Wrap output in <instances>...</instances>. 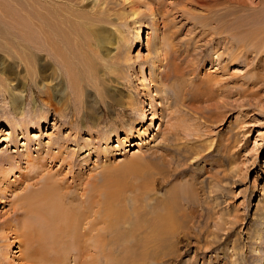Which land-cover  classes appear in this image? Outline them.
I'll return each mask as SVG.
<instances>
[{
    "label": "rangeland",
    "instance_id": "obj_1",
    "mask_svg": "<svg viewBox=\"0 0 264 264\" xmlns=\"http://www.w3.org/2000/svg\"><path fill=\"white\" fill-rule=\"evenodd\" d=\"M44 2L0 0L12 16L23 14L25 19L24 26L19 25L22 31L14 29L13 17L8 19L0 10V27L10 32L5 34L9 40L1 42L16 45L17 40L36 38L32 31L37 20L25 11L51 16L52 8L44 7ZM257 2L54 0L52 5L65 16L58 25L71 30L73 41L64 48L74 53L69 60L82 71L81 78L71 83L65 67L48 55L50 50L30 42L29 47L46 54L50 63L37 61L34 70L32 59L25 63L15 57L17 63L7 67L4 75L24 94V116H14L9 97L0 96V154L11 155L0 165L13 170L7 185L0 173V222L12 219L17 197L30 187L36 189L41 176L51 172L66 182L97 181L114 191L117 185L114 203L125 219L118 233L106 231V264H264V55L260 50L259 56L251 52L228 60L220 55L219 39L213 38L225 23L238 39L248 37L264 49L260 15L264 8ZM168 56L186 57L181 63L183 76L165 84L156 76ZM59 73L63 79L57 90L43 88L44 94L37 98L38 87L51 84ZM108 95L111 104L104 102ZM31 107L42 110L46 119L39 127L20 129L18 123L24 118L27 122ZM74 107L82 113L76 114ZM61 108L65 117L57 116ZM9 116L18 119L16 123L10 124ZM58 144L65 150L52 161L47 153L51 155ZM26 148L34 157L45 156L41 170L16 158ZM166 205L174 206L176 218V232L165 236L167 249L142 245L149 225L128 234L129 221L136 219L135 207L140 215L154 219ZM6 236L10 248L5 259L0 252V260L23 264L14 234L8 230ZM86 261L104 264L95 255ZM68 262L74 264L71 258Z\"/></svg>",
    "mask_w": 264,
    "mask_h": 264
},
{
    "label": "bare ground",
    "instance_id": "obj_2",
    "mask_svg": "<svg viewBox=\"0 0 264 264\" xmlns=\"http://www.w3.org/2000/svg\"><path fill=\"white\" fill-rule=\"evenodd\" d=\"M42 1H45L44 7L52 8L51 16L39 15L38 13L29 12V11L24 10L26 13V16L33 18V20H37V23L35 25L36 26L35 30L33 29L34 31L31 30L32 28L31 29L26 28V30L30 29L32 32H34L35 33L34 35L36 38H33V39L29 38V37H26V39L24 38L25 40H28V42H22V41L17 40L16 45H13L11 40H10L11 43L10 42L3 43V42H1L2 39L7 40V41L9 40V37H7L5 34L10 33V32L7 31V29L0 27V48L2 49V51L0 50V96L2 95L1 99L7 98L6 96L9 97V99H8V102L10 104L9 110L12 114H14V116H16L18 114L23 115V113H24V105H23V98H22L24 94L21 91L17 90L16 83L11 82L13 79H9L4 75V73L7 70V67H11L12 65L17 63L16 60H13L15 57L17 59H20L21 62L23 61L25 63H27V62L29 63V61L31 62L30 59H32L33 65H32L31 69L34 68V70H36V62L37 61L40 62L42 65L50 63L48 56L46 54H45V56H43V54H40L41 52L40 53L34 52L29 47V44H28L29 42H30V44H38L40 47H42V46L47 47L50 50L48 55L54 56L55 59H57L59 61V63L65 67L64 70L67 74L66 76H69V78H71V83L75 84V81H77V79L81 78L82 71L80 69L76 71L74 69V65L72 64L73 62H71L69 60L70 56L71 57L75 56L74 53L70 52V50L66 49V48L70 47L71 42L73 41V39L70 37L71 30L69 28H63V27H60L58 25V23L62 22L65 19V16H63L59 13L57 6L54 7L52 5L54 3V0H53L52 4L48 0H42ZM1 2H3V1H1ZM257 3L259 5H261L260 7L263 6V8H264V0H258ZM70 4H72V3H70ZM130 4H132V6H133L134 3H130ZM1 6H3V8H2L3 10L0 9L1 12L4 11L3 14L5 16H7L8 19H10L12 17L14 18V19L12 18V20L15 21V23H12L11 27L14 29L16 28V29L22 31L20 27H23L25 24V19L23 17L24 15L19 14V15H17V17L12 16L13 12L6 9L5 4H3ZM252 9H256V8H252ZM16 14H17V12H16ZM260 15H261V17L264 16L262 14H260ZM224 18H226V17H224ZM216 19H218V18H216ZM260 20H261V18H260ZM220 21H222V20H220ZM9 22L10 21H8V23ZM22 23H23V26L19 27V25H21ZM28 24H29V22H28ZM221 25H222V22H221ZM224 25H226V24L224 23ZM224 25H222V26H224ZM222 26L219 27V30L216 31V33L214 32L216 34V36L213 35V36H215V37H213L214 39L215 38L219 39V45L223 46V51L220 53V55L225 54V57L227 56L226 58H228V60H233V59L236 60L238 58L246 56L247 53H251V52H254V54L257 56L260 53V50H262L261 53H263V55H264V49H258L254 41H249L250 39L247 41L248 37H246V38L244 37L245 40L244 39L241 40V36H239L240 39H238L236 32H234L233 28L232 29H231V27L226 28V26L229 27V24L224 26V27H222ZM235 26H237V25H235ZM220 28H222V29H220ZM261 31H262V29H261ZM24 32H25V30H24ZM36 33L38 34L37 36H36ZM240 33H241V31H240ZM244 33H245V31H244ZM28 34H29V32H28ZM138 37H139V31H138ZM213 38H212V40H210V42L213 41ZM257 44L261 45L260 42L259 43L257 42ZM216 45H218V44H216ZM64 47H66V48H64ZM216 49L214 51H216ZM34 50H36V49H34ZM181 55H182V53H181ZM181 55H179V56H181ZM185 57H183V56L181 58L179 57L180 59L177 60V57L168 56L166 58L165 68L162 69L163 70L162 72H159V76H156V81L158 80V81L165 82V84H169V83H172V80H176V79L182 77L184 72H183V66H181V63H183L182 60H184ZM250 61H252V59ZM254 61L256 62V60H254ZM21 64L22 63H20V65ZM190 66H192L191 62H190ZM194 67H195V65L193 66V69H194ZM34 70H32V72H31L32 76H33ZM36 75L33 79H29V80L33 81L36 78ZM30 77H31V75H30ZM257 78H260L259 75L257 76ZM62 79H63V77L59 73V75L54 78V82H52L51 84L42 83V85L43 84L44 85L41 88L38 87L39 93H38L37 98L38 97L40 98L42 96V94H44L43 92H44V89L46 87H51L52 90L56 91L57 88L61 85ZM210 84H213V86H214L215 82L210 83ZM213 86H210L209 89H211ZM32 87L33 86L31 85V88ZM3 88H5V89H3ZM214 90L215 89L213 88L212 91H214ZM212 91H210V92H212ZM89 94H91V93H89ZM87 96H89V95H87ZM34 97H35V95H34ZM104 98H105L104 102H106L107 104H109V103L111 104V102L109 101V99L111 98L110 95H108V97L104 96ZM132 102L133 101H131V103ZM86 107H88V109L91 108V106L89 104ZM96 108H97V106H96ZM98 108H100V107L98 106ZM74 109H75V107H74ZM41 111L42 110H40V109L36 110V109H33L31 107V109H29L30 113L27 115V118H28L27 122L25 123L26 120L24 121V119H26V118H24L21 123H18L19 125L17 124L19 126V128L20 129L24 128L25 130H27L29 126L30 127L31 126L39 127L40 123L46 119L44 114H41ZM75 111H76V114H79V112H81L83 110L75 109ZM56 113H57V116H59V117H61V116L65 117L66 116V114H63L62 108H61V110L58 109V112H56ZM56 113H54V114H56ZM74 114H75V112L72 113V115H74ZM34 115H35V119L33 120ZM144 116H145V114H142L139 117L140 120H142L144 118ZM76 117H77V115H76ZM7 119L10 121V124H14L18 120V119H16V121L13 120L14 119L13 116L12 117L9 116V118H7ZM78 124L79 123H77V126H78ZM14 128H18V127L16 126ZM137 129H138V127H137ZM89 134H91V132H89ZM62 138L63 137H61V139ZM65 139H67V138L65 137ZM58 142L59 141H57L55 143H58ZM47 145H49L50 148L52 146L51 142ZM82 146L79 147V145H78L79 149L83 148ZM50 148H49V150H51ZM57 148H58L57 150H55V149L53 150L54 154L52 153L51 155H49L47 153V157L49 156V158L51 160L54 159L56 156H58L61 153L62 148L64 149L65 146H63V144H58ZM25 150L26 151L23 152L24 154L23 153L18 154L17 150H15L17 152L16 158H20V159L23 158L25 163L31 169H33V168L36 169V167H37V168H39V170H41V168L45 166V162H44L45 156L44 157H39V156L34 157L30 153L29 149L26 148ZM13 151H14V149H13ZM10 156L11 155H8L6 153H2V154H0V160L9 161ZM63 159H65L64 156H63ZM16 160L17 159H15V162L18 161V160L17 161ZM12 171H11V168L9 169V171H7V169H3L0 165V173H2V178L6 179V180H4L5 183L7 182L6 185L11 182L10 177H9V173ZM41 178H42V180H41V182L39 181V186L36 189H32L30 187V190H28V192L17 197V200L11 206L12 211L14 213V217H11L12 219L8 218L9 220L7 219L6 221L4 220L3 223L0 222L1 223L0 224V233H1V235H0V241H1L0 252H1L3 258L4 259L6 258L5 255H7L6 254V252H8L7 249L10 248L9 247L10 242H5L8 240L6 235H7V232L9 230V232L14 234V241L18 243L17 249H19V251H20V260L21 259L24 260L23 264H69L68 260L70 258L72 259L74 264H89L86 261V259L89 260L90 256H92V255H95L97 257H101L104 260V264H106L103 254L107 249V247H106V244L108 243V241H106L107 232L111 230V231H115V233H118L121 224L124 222L122 218L125 219V216L121 215V213L123 211L122 208H120L119 206L117 207L116 204L114 203L117 200V195H118L116 193V191L118 190L117 185L115 187L116 191H114L110 187L98 186L99 182H97V181H94L91 183H89L88 181H86L84 183L76 182L75 180L70 181V182L69 181L66 182L64 179L56 177V174L51 173V172L43 174V176H41ZM4 186H5V184H4ZM1 189L2 188H0V190ZM105 189H106V191H105ZM174 191H172V196H171L172 198H175V195H176ZM0 194H1V192H0ZM83 196H85L86 199H84ZM74 200L76 201L75 203H74ZM113 204H115V205H113ZM165 207L166 208H165L164 212L162 211V213L160 212V213L156 214L154 219H152V218L149 219V218H146V217L140 215L138 213V211L136 210L137 207H135L136 209H133V214H134V217L136 219H134L133 222H131L132 220L129 221L130 222V228H129L130 230H129L128 234L131 232L133 234L134 231H136L137 226L143 227L144 225H149V227L144 230V235L141 239L142 245L148 244L146 246L147 248L152 247L155 250H158L160 246L163 249H167L168 243L166 241V237L168 235L172 236L174 231L176 232V230H175L176 218L174 216V213H175L174 206L171 207L170 205H166ZM131 208H133V207H131ZM123 209H124V207H123ZM139 221H141L142 223H140ZM125 233H127V232H125ZM3 246L5 247V249L1 248ZM130 249H131V247H130ZM130 249H128V250H130ZM90 253H93V254H90ZM10 261H11V259H10ZM107 261H108V259H107ZM2 264H3V262H2ZM107 264H108V262H107Z\"/></svg>",
    "mask_w": 264,
    "mask_h": 264
}]
</instances>
